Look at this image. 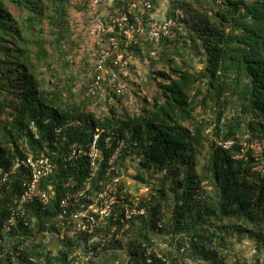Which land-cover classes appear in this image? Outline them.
Returning <instances> with one entry per match:
<instances>
[{
  "label": "trees",
  "instance_id": "obj_1",
  "mask_svg": "<svg viewBox=\"0 0 264 264\" xmlns=\"http://www.w3.org/2000/svg\"><path fill=\"white\" fill-rule=\"evenodd\" d=\"M130 1L115 5L128 12ZM167 1L171 36L158 43L141 37L129 48L120 42L119 49L131 67L132 58L163 66L149 72L155 93L148 100L137 89L136 113L115 106L98 113L89 107L101 93L120 103L128 91L117 98L109 90L112 58L103 51L116 33L97 42L90 36L93 16L84 0L73 7V0H0V168L11 171L28 158L51 165L41 180L46 206L34 198L20 206L31 177L24 167L0 188V264L69 263L80 238L71 236L69 213L92 201H77L65 214L60 202L73 193L68 183L78 189L89 177L96 133L90 194L120 177L124 201L143 214L132 215L122 231L120 206L103 232L106 238L114 227L103 258L86 264H263L264 173L254 170L253 150L242 149L264 140V0ZM82 45L74 68L72 53ZM98 65L100 90L92 95ZM226 140L235 143L224 149L219 143ZM72 149L81 153L70 158ZM127 165L135 168L136 187L157 179L151 199L137 198L125 184ZM243 243L246 256L233 251Z\"/></svg>",
  "mask_w": 264,
  "mask_h": 264
},
{
  "label": "built area",
  "instance_id": "obj_2",
  "mask_svg": "<svg viewBox=\"0 0 264 264\" xmlns=\"http://www.w3.org/2000/svg\"><path fill=\"white\" fill-rule=\"evenodd\" d=\"M125 1V0H122ZM159 4L157 7H167V0H156ZM116 0H84V4L90 7V14L93 16L90 29V36L97 42L100 38L107 33H116L114 36L108 38L109 47L106 51H103L105 57L112 58V68H110L109 85L110 92L114 93L117 98L121 97L128 88V84L124 79L126 77L129 63L131 62V56L124 58L119 52L121 43H124L125 47H132L133 43L141 37H149L152 41L158 43L163 38L171 36V28L174 26L175 21L172 18H168L164 11H161L154 6L153 0H133L129 3L128 12L119 10L115 5ZM100 6H104L101 14H97V9ZM109 7L113 8L111 13L108 12ZM124 8V7H123ZM121 42V43H120ZM95 79L89 85L88 93L94 95L100 90V65L93 69ZM99 139V133L93 135L90 145V153L88 155L89 160V177L85 179L82 186L78 189L73 188V183H68L66 187H70L73 193L67 195V197L60 202V208L63 213L70 206H75L77 201L85 199L86 201H92L85 209L71 211L69 213L68 221L71 227V236L77 233L80 238L78 240V248L74 255H70L67 258L68 264H86L90 261H96L103 258L104 253L102 248L104 244L109 243L113 238L114 227L107 234L106 238H103V232L111 219L114 212L119 207H122V216L120 218V224L123 225L122 231L126 230L127 226L124 225L132 215H142L143 211H138L136 205L130 206L131 202H125V197L122 195L117 187L120 181V177H110V171L114 169V162L116 160V152L108 161L107 175L110 179L102 189V191L93 195L91 192L90 180L94 177L97 170L98 153L96 150V144ZM233 140H226L219 143L224 149H228L234 145ZM122 145L120 144L117 150H120ZM250 148L253 150V156L255 161L254 170L260 173H264V141H256L249 145L243 144L242 152ZM70 158L77 157L81 152L77 149H72ZM239 159V156L236 157ZM24 167L30 171L31 177L24 182L25 187L23 196L19 199L20 206L33 198L40 200L43 206H46L49 201V192L46 189L41 188V180L51 170V165L48 159H39L33 161L31 158L23 159L17 162L11 171H5L0 168V188L8 181L9 174L13 173L16 169ZM74 198L72 202L71 199ZM124 201V202H123ZM134 202V201H133ZM120 210V209H119ZM121 235H117L115 238L119 239ZM50 238V237H49ZM47 238V242L49 240ZM116 250L110 249L108 253ZM101 252V253H100ZM77 256V261H73V257ZM114 264H117L114 263Z\"/></svg>",
  "mask_w": 264,
  "mask_h": 264
},
{
  "label": "rangeland",
  "instance_id": "obj_3",
  "mask_svg": "<svg viewBox=\"0 0 264 264\" xmlns=\"http://www.w3.org/2000/svg\"><path fill=\"white\" fill-rule=\"evenodd\" d=\"M76 1L79 0H73V4H71V7L74 6ZM157 9L164 11V8L162 7H156ZM44 38L48 39V33L44 31L43 33ZM76 50V51H75ZM74 52L72 53V57L70 59L71 63L73 64L74 68H76L79 64L78 62L82 58V52L85 50L83 45L81 46L80 51L78 49H75ZM91 54V53H90ZM54 61V60H53ZM75 62V64H74ZM53 68H56L59 72H61V68L58 67L57 65H53ZM150 69L155 72V71H160L163 69L162 65H157L155 68L150 66L149 61L144 58V60H139L138 58H132V67L129 65L126 73V82L129 85L128 91L125 95V98L122 99L120 103H117V100L110 101V96H107L108 94L106 92L101 93V97L98 99L97 102H93V104L89 107L94 111H97L98 113H105L108 112L110 106H115L117 108L118 112L120 113L122 109H126L129 112H135L133 108L139 109L137 106H139V103L141 102V98L138 97L135 93H139L138 88H142V96H145L148 100L151 99V96L155 93L156 91V81L154 78L150 79L148 78ZM68 74L70 75V72L68 70ZM62 76V79L64 80V76ZM48 77V76H46ZM49 81V78L47 79ZM136 113V112H135ZM264 139V138H263ZM264 141V140H262ZM199 170V169H198ZM197 170V171H198ZM135 175V168H133L131 165H127V175L126 177V183L130 189L131 192L138 193L136 194L137 198H148L151 199L153 195H155L154 187L152 186L153 183H156V181H152V184L144 183V184H139L138 187H136V183L133 180L132 176ZM157 184V183H156ZM133 188V189H132ZM135 188V190H134ZM137 190V191H136ZM167 209V208H165ZM153 242L158 245L161 244V240L157 237L153 238ZM248 245L246 243H243L241 245H236L235 249L233 250L234 252L241 251L245 256L247 253ZM230 252V251H229ZM261 262H264V254L260 256Z\"/></svg>",
  "mask_w": 264,
  "mask_h": 264
},
{
  "label": "crops",
  "instance_id": "obj_4",
  "mask_svg": "<svg viewBox=\"0 0 264 264\" xmlns=\"http://www.w3.org/2000/svg\"><path fill=\"white\" fill-rule=\"evenodd\" d=\"M263 264H264V262H263Z\"/></svg>",
  "mask_w": 264,
  "mask_h": 264
}]
</instances>
